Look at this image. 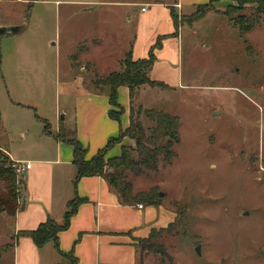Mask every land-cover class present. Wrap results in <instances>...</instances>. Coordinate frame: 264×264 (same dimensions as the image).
<instances>
[{"label":"rangeland","instance_id":"obj_1","mask_svg":"<svg viewBox=\"0 0 264 264\" xmlns=\"http://www.w3.org/2000/svg\"><path fill=\"white\" fill-rule=\"evenodd\" d=\"M29 1L0 0V27L22 28L0 36V148L18 159L40 147L44 129H55L56 109L61 126L75 131L78 96L94 90L89 78L97 69L86 62L95 54L105 60L121 29L110 14L116 9L83 6L101 0H36L30 7ZM88 9L96 14L83 18ZM189 20L176 17L189 87L151 88L135 103L177 117L180 135L171 162L126 175L133 195L156 188L177 219L166 232L155 231L138 264H264V23L239 34L221 15L210 13L192 27ZM100 34L97 49L91 41ZM120 145L134 147L128 138ZM3 163L11 162L0 151Z\"/></svg>","mask_w":264,"mask_h":264},{"label":"crops","instance_id":"obj_2","mask_svg":"<svg viewBox=\"0 0 264 264\" xmlns=\"http://www.w3.org/2000/svg\"><path fill=\"white\" fill-rule=\"evenodd\" d=\"M208 2L209 0H112L106 3L101 0L83 3L86 8L98 6L116 9L110 14L115 24L121 28L115 32L113 47L108 44L112 51L105 56V60L96 61L98 54H95L86 62V66L97 69L89 82L93 85L94 81L118 72L119 63L127 53H130L133 61H139L146 59L153 51L155 62L149 73L150 81L161 83L171 91L187 89L189 86L183 84L182 72L183 24L177 23L175 26L173 16L192 15L196 7ZM228 5V0H221L214 7L223 11ZM92 14H96L95 9L80 13L83 18ZM198 23L200 22L192 26ZM160 39L162 41L159 48L155 49ZM93 41H97V44H93ZM91 43L94 48L101 49L102 34L94 37ZM82 52L86 53V50L83 49ZM80 64L78 61V67ZM105 72L108 74L105 75ZM149 90L146 86L139 90V103L142 104ZM80 95L77 99V112L74 114L75 135L86 151L85 159L90 160L105 147L109 139L117 138L120 129H127L129 94L124 87L117 89V103L124 111L119 123L108 116L111 110L108 90L82 91ZM57 114L59 115V111L56 109L55 129L51 125L44 129L40 136V147L27 159L14 158L8 151L0 148L10 162L30 165V169L23 174L24 187L19 196L22 210L14 218L0 215V248L14 243L12 249L2 254L1 262L70 264L66 257L72 255L76 264H138L140 255L136 249L137 242L147 239L151 231L168 227L175 221V214L167 212L161 205L142 206V209H138V205H123L117 194L100 177L82 178L74 183L76 168L72 163L73 149L55 138L59 130L64 129L57 121ZM43 117L45 120L49 119L47 116ZM64 130L72 131L71 128ZM108 153L113 154V157L118 156L120 146ZM76 198L82 200V203L77 206L68 227L57 236L60 253L52 243L37 248L28 238H16L18 233L33 231L47 219L62 225L68 204Z\"/></svg>","mask_w":264,"mask_h":264},{"label":"trees","instance_id":"obj_3","mask_svg":"<svg viewBox=\"0 0 264 264\" xmlns=\"http://www.w3.org/2000/svg\"><path fill=\"white\" fill-rule=\"evenodd\" d=\"M35 1L30 0L29 7ZM220 1L209 0L207 4L196 7L195 12L190 15V20L186 24L191 26L203 20L208 14L214 13L226 18L239 34H247L255 25L264 23V0H229L235 2L237 6H228L224 11H218L215 9L214 4ZM246 8L251 14L249 16L241 15L239 12ZM173 21L177 26L175 16H173ZM161 41L160 39L157 42L155 49L159 48ZM154 62L153 51L149 53L146 59L139 61H133L130 53H127L118 72L93 82L95 90L99 92L108 90V103L111 108L108 116L112 121L119 123L124 112L117 103L118 88L124 87L128 90L130 103L127 129H120L117 138L109 139L105 147L99 150L90 160L85 159L86 151L77 141L75 131H66L61 128L55 137L73 149L72 163L76 168L74 183L82 178L100 177L117 194L120 202L126 206L161 205V197L156 188H150L147 191L133 195L132 184L126 180V175L131 173L135 177H139L143 174V171L157 172L159 162L167 164L175 158L174 148L180 141L179 120L177 117L162 110H144L140 105H135L138 92L142 87L168 89L161 83L150 81L149 73ZM141 118L146 121L147 127L143 125ZM66 135L70 140H65ZM125 138L131 140L134 147L121 146L120 144ZM116 145H120L119 155L107 158L108 152ZM2 162H5L3 157ZM9 165L0 164V181L4 184V191H0V215L14 218L16 213L22 210L19 196L24 187V179L23 177H17ZM81 203L82 200L76 198L68 204L62 225L59 226L47 219L33 231L18 233L16 238H28L37 248L52 243L58 251L57 236L68 227L70 218L75 214L77 206ZM176 223L177 219L167 229L175 226ZM167 229H163L161 232H166ZM154 235L155 231H151L147 239L137 242L136 249L140 256L142 253L150 252L149 242ZM13 246L14 243L0 248V264H3L1 262L2 254L12 249ZM66 258L70 260V264H76V260L72 255Z\"/></svg>","mask_w":264,"mask_h":264},{"label":"built area","instance_id":"obj_4","mask_svg":"<svg viewBox=\"0 0 264 264\" xmlns=\"http://www.w3.org/2000/svg\"><path fill=\"white\" fill-rule=\"evenodd\" d=\"M142 12H144V9H142ZM9 167L17 177H23V174L30 169L29 164H22L19 162H11ZM137 208L142 209V205H138Z\"/></svg>","mask_w":264,"mask_h":264},{"label":"water","instance_id":"obj_5","mask_svg":"<svg viewBox=\"0 0 264 264\" xmlns=\"http://www.w3.org/2000/svg\"><path fill=\"white\" fill-rule=\"evenodd\" d=\"M21 27H0V36H10V35H16L21 32ZM160 197H162V194H159ZM195 253L199 256L200 255V248L196 247L194 249Z\"/></svg>","mask_w":264,"mask_h":264}]
</instances>
